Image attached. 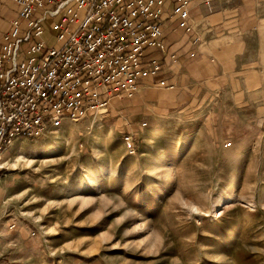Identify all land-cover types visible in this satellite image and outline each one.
<instances>
[{"label":"rangeland","instance_id":"rangeland-1","mask_svg":"<svg viewBox=\"0 0 264 264\" xmlns=\"http://www.w3.org/2000/svg\"><path fill=\"white\" fill-rule=\"evenodd\" d=\"M12 2L0 0V34ZM205 7L194 23L210 50L176 56L178 88L146 82L104 112L12 143L0 264H264V0ZM218 9L224 20L209 19ZM242 26L254 50L233 55ZM202 57L210 70L190 62Z\"/></svg>","mask_w":264,"mask_h":264},{"label":"built area","instance_id":"built-area-1","mask_svg":"<svg viewBox=\"0 0 264 264\" xmlns=\"http://www.w3.org/2000/svg\"><path fill=\"white\" fill-rule=\"evenodd\" d=\"M12 1L17 13L0 36V165L19 137L36 139L132 96L163 69L147 51H166L165 25L193 30V5L214 0ZM124 143L135 154L134 135Z\"/></svg>","mask_w":264,"mask_h":264},{"label":"crops","instance_id":"crops-1","mask_svg":"<svg viewBox=\"0 0 264 264\" xmlns=\"http://www.w3.org/2000/svg\"><path fill=\"white\" fill-rule=\"evenodd\" d=\"M12 1V0H11ZM13 3V8L11 10L6 11V15L8 16V19H11L14 17L17 13V5ZM16 8H15V6ZM206 7L204 4L201 3H195L192 8V23H193V30L187 31L184 27H182L179 22H168L164 27V42L166 44V51H158L155 49H150L147 51V57H158L162 60L163 69L160 71V73L157 76L147 78L143 83L151 82L152 84H161L162 81H164V84H161L163 86H167L171 89L178 88V83L176 80H172V78H175V72L177 69V55H189V56H196L200 51L201 54L204 55L205 48L206 50H210V42L203 41V32L196 29L194 20L195 18H207L208 14L206 13ZM231 13L235 12L233 10H230ZM244 15L248 16V12L243 11ZM230 14V13H228ZM227 14V15H228ZM226 15V11L224 9H218L214 13L209 15V19L212 18V20H220L222 18V21L224 20V16ZM250 15V14H249ZM245 17V16H244ZM242 17V18H244ZM237 18L232 17L230 18L228 23H234ZM244 22L248 19L245 17ZM238 21V19H237ZM245 25V24H244ZM7 26V28H6ZM6 30L8 29V23H6ZM245 26H242V30L240 27L238 28L241 32V36L238 35V31H234L232 35L228 38V43L226 45V49L231 51L233 55H238L240 52H243L244 54L250 52L251 50H254V47L249 43L247 35L244 34ZM249 27V26H247ZM4 28V29H5ZM200 28V27H199ZM5 30V31H6ZM184 30V32H182ZM4 30L0 34V36L5 32ZM182 32V33H181ZM213 36V35H212ZM261 49L264 50L263 47L260 46ZM184 58V64L181 65L180 70H182L185 73H189V69L186 63H188V59L186 57ZM193 63H197L199 65L197 70L200 71H208L210 70L211 64L209 61L202 58L194 59L193 61H190ZM189 62V63H190ZM182 68V69H181ZM192 74V72L190 73ZM171 79V80H169ZM141 85V86H142Z\"/></svg>","mask_w":264,"mask_h":264},{"label":"bare ground","instance_id":"bare-ground-1","mask_svg":"<svg viewBox=\"0 0 264 264\" xmlns=\"http://www.w3.org/2000/svg\"><path fill=\"white\" fill-rule=\"evenodd\" d=\"M45 35H46V37H47V32L45 33ZM49 41V40H48ZM50 43H52L53 41L50 39V41H49ZM98 108H100L101 109V111H105L106 110V107H105V105H102V106H99V107H96V108H93V109H91L90 111L91 112H94L95 110H97ZM105 109V110H104ZM9 147L8 148H6L5 150H4V152H3V155H2V157H6V154H7V152L9 151Z\"/></svg>","mask_w":264,"mask_h":264}]
</instances>
